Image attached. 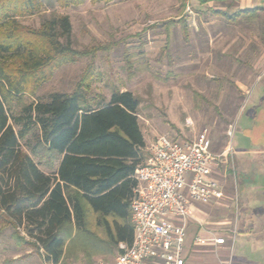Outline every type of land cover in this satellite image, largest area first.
Returning a JSON list of instances; mask_svg holds the SVG:
<instances>
[{"label":"rangeland","instance_id":"rangeland-1","mask_svg":"<svg viewBox=\"0 0 264 264\" xmlns=\"http://www.w3.org/2000/svg\"><path fill=\"white\" fill-rule=\"evenodd\" d=\"M1 8L3 30L37 32L53 16L68 17L77 54L25 97L69 93L77 85L105 100L113 89L130 91L138 100L143 161L159 135L189 141L205 134L220 161L230 146L264 144V13L232 21L226 16L236 9L216 0H1ZM251 176L264 188V168ZM87 229L105 240L92 216ZM10 233H0V264H52L41 249L15 245ZM116 254L117 247L76 233L58 264H96Z\"/></svg>","mask_w":264,"mask_h":264},{"label":"trees","instance_id":"trees-1","mask_svg":"<svg viewBox=\"0 0 264 264\" xmlns=\"http://www.w3.org/2000/svg\"><path fill=\"white\" fill-rule=\"evenodd\" d=\"M257 10L226 17L253 19ZM6 17L1 8L0 233L9 228L15 245L41 249L52 264L60 262L76 233L109 250L129 244L133 172L145 146L137 98L118 89L107 100L89 98L81 85L69 93L26 98L25 92L34 93L57 65L77 54L69 45L71 25L67 16H53L37 32L3 30ZM91 216L104 241L88 231Z\"/></svg>","mask_w":264,"mask_h":264},{"label":"built area","instance_id":"built-area-1","mask_svg":"<svg viewBox=\"0 0 264 264\" xmlns=\"http://www.w3.org/2000/svg\"><path fill=\"white\" fill-rule=\"evenodd\" d=\"M219 157L205 134L189 141L157 136L149 156L133 172L131 242H119L111 261L99 260L96 264H184L186 227L192 219V208L219 204L225 198L219 182L211 176ZM208 242L220 245L224 238L214 235L193 239L198 245Z\"/></svg>","mask_w":264,"mask_h":264},{"label":"crops","instance_id":"crops-1","mask_svg":"<svg viewBox=\"0 0 264 264\" xmlns=\"http://www.w3.org/2000/svg\"><path fill=\"white\" fill-rule=\"evenodd\" d=\"M216 1L231 3L235 12L256 8L257 13H264V0ZM257 141L238 150L230 146L228 152L222 154L224 160H219V154L211 176L219 182L225 198L219 204L192 208V219L186 227L184 264H222L225 260L228 264H264V188L251 176L254 171L264 168V144ZM229 158L231 162H228ZM214 235L223 237L224 243H193L195 237L211 238ZM147 264L158 263L150 261Z\"/></svg>","mask_w":264,"mask_h":264}]
</instances>
